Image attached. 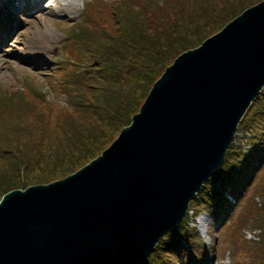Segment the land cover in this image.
Listing matches in <instances>:
<instances>
[{"label": "rangeland", "instance_id": "obj_1", "mask_svg": "<svg viewBox=\"0 0 264 264\" xmlns=\"http://www.w3.org/2000/svg\"><path fill=\"white\" fill-rule=\"evenodd\" d=\"M87 1L76 0L71 11L44 1L43 8L54 9L47 23L58 34L47 45L45 62L18 53L32 27L43 24L39 11L30 25L29 17L19 16V31L6 46L11 50L0 51V91L26 84L42 94L47 88L57 90L61 62L66 64L67 55L73 60L78 55L77 47L65 41L73 27L82 26L77 22ZM106 1L113 9L109 20L99 22L106 23L91 29L88 54L93 69L82 96L71 101L58 94L55 103L27 97L28 106L3 109L0 199L32 182L62 179L101 155L179 54L199 46L262 0H183L154 11L147 7L159 0ZM131 43L143 48L135 52ZM117 49L126 57L118 56ZM137 264H264V87L239 122L222 164L189 203L183 221Z\"/></svg>", "mask_w": 264, "mask_h": 264}, {"label": "water", "instance_id": "obj_2", "mask_svg": "<svg viewBox=\"0 0 264 264\" xmlns=\"http://www.w3.org/2000/svg\"><path fill=\"white\" fill-rule=\"evenodd\" d=\"M264 87V0L179 54L101 155L0 199V264H137L185 218Z\"/></svg>", "mask_w": 264, "mask_h": 264}, {"label": "trees", "instance_id": "obj_3", "mask_svg": "<svg viewBox=\"0 0 264 264\" xmlns=\"http://www.w3.org/2000/svg\"><path fill=\"white\" fill-rule=\"evenodd\" d=\"M179 1L183 0H159L158 2L151 3L147 8H152V11L159 8H161L162 10L170 4L172 5L174 2L177 3ZM108 2L109 1L106 0H94L92 3L87 5L84 13L81 16V19L77 22L82 26L73 27V31L70 37V44L77 47L78 55L75 60L68 56L66 58V64L63 65L62 63V65L60 66L61 72L58 78L55 80L57 90H55V88L53 87L51 90H47L48 92L44 94H40L35 91H29L25 87H16L13 90L4 92L0 91V115L3 109L8 106L19 107L21 104H24L23 108L28 106L29 104L27 102V97H30L31 99L41 103H49L51 102L50 100H54L52 103H55L56 95L58 94L65 96L68 100L71 101L78 100L82 96L81 91L85 87L88 77L92 73L93 69L91 56L90 54H88L89 42L91 40V29L94 27H98L103 23H106L110 19L113 5L109 6ZM109 9L110 15H108L107 13ZM108 16L109 18L107 21L99 23L101 21H104ZM88 24L90 25L86 26ZM131 46L133 47V49H135V52L137 50L140 52L143 48L142 46L136 48L134 43H131ZM117 51L118 56L126 57V55L124 54L125 51H119L118 49ZM129 54L134 55L135 53ZM5 92H7V94Z\"/></svg>", "mask_w": 264, "mask_h": 264}, {"label": "bare ground", "instance_id": "obj_4", "mask_svg": "<svg viewBox=\"0 0 264 264\" xmlns=\"http://www.w3.org/2000/svg\"><path fill=\"white\" fill-rule=\"evenodd\" d=\"M45 0H0V7H3L6 12H1L0 17V33L2 28L6 26V18L7 20L14 21L16 26L23 21L19 19L18 14H24L25 16L29 17L28 23H32L33 15L38 14L39 11V19L43 22L42 26L34 25L32 29L34 30L33 33L27 38L22 41V45L18 49V53L21 57L26 59L36 58L39 59L41 62H45L46 58L49 57L47 54V45L50 43L51 38H55L58 36L57 32L54 28L47 23V18L50 15V12L54 11L53 7L51 6L44 7L43 3ZM54 7L57 9H65L71 11L75 8L76 0H53ZM18 4V12L14 13L15 8ZM7 8L10 9V12L7 11ZM28 14V15H27ZM8 26V25H7ZM6 26V27H7ZM0 40L2 43V52L9 53V50L4 48L5 41L4 38L0 36ZM47 54V55H46Z\"/></svg>", "mask_w": 264, "mask_h": 264}]
</instances>
